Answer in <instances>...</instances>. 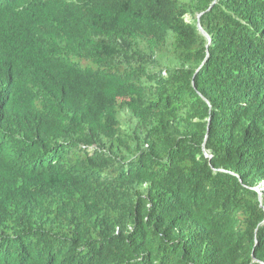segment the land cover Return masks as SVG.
Wrapping results in <instances>:
<instances>
[{
	"label": "trees",
	"instance_id": "trees-1",
	"mask_svg": "<svg viewBox=\"0 0 264 264\" xmlns=\"http://www.w3.org/2000/svg\"><path fill=\"white\" fill-rule=\"evenodd\" d=\"M262 183L264 0H0V264H264Z\"/></svg>",
	"mask_w": 264,
	"mask_h": 264
},
{
	"label": "water",
	"instance_id": "water-1",
	"mask_svg": "<svg viewBox=\"0 0 264 264\" xmlns=\"http://www.w3.org/2000/svg\"><path fill=\"white\" fill-rule=\"evenodd\" d=\"M200 16H201V14L197 16V19H196V25H197L198 30H199L203 35L206 36V34L203 32V30L200 28V25H199V18H200ZM262 186H264V183H262ZM254 190H255L256 192L259 193V196H261V193H260V191L262 190L261 188H258V187H257V188H254Z\"/></svg>",
	"mask_w": 264,
	"mask_h": 264
}]
</instances>
